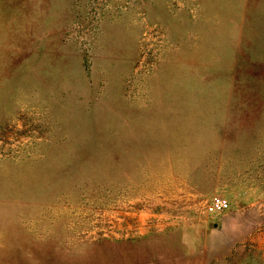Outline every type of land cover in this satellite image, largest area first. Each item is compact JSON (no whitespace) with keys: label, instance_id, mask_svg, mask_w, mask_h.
Segmentation results:
<instances>
[{"label":"rangeland","instance_id":"obj_1","mask_svg":"<svg viewBox=\"0 0 264 264\" xmlns=\"http://www.w3.org/2000/svg\"><path fill=\"white\" fill-rule=\"evenodd\" d=\"M0 264H264V0H0Z\"/></svg>","mask_w":264,"mask_h":264},{"label":"built area","instance_id":"obj_2","mask_svg":"<svg viewBox=\"0 0 264 264\" xmlns=\"http://www.w3.org/2000/svg\"><path fill=\"white\" fill-rule=\"evenodd\" d=\"M229 207L230 202L222 196H213L208 203V209L211 212H222Z\"/></svg>","mask_w":264,"mask_h":264}]
</instances>
